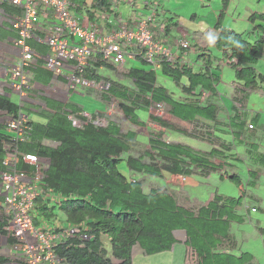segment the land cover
<instances>
[{
  "label": "trees",
  "instance_id": "obj_1",
  "mask_svg": "<svg viewBox=\"0 0 264 264\" xmlns=\"http://www.w3.org/2000/svg\"><path fill=\"white\" fill-rule=\"evenodd\" d=\"M109 1L93 0L91 6L94 9H87L86 17L91 20L95 9L108 11L112 5L115 6ZM125 2L130 7L135 6V0ZM221 3L223 9L219 11L214 25L212 49L201 39L194 44L187 42L186 49L179 44L183 38L166 40L177 22L162 19L161 25L154 29V36L178 53L172 60L162 61L154 70L138 55L124 69L97 59L82 73L86 80L99 83L104 78L97 73V68L106 67L115 74L121 72L122 76L130 79L131 85L105 80L109 86L106 90H99V95L104 97L105 92L113 97L121 113L138 126L140 119L136 111L160 104L162 113L190 123L189 133L206 139L209 149L199 150L172 142L163 131L151 130L146 138H142L135 130L122 129L113 120H107L103 126L95 125L92 121L102 118V115L88 112L91 120L86 121L80 115L85 110L79 105L66 110V105L62 104L51 113L39 109L38 113L45 115L44 122L32 121L23 114L30 131L18 147L25 153L48 161L42 180L43 193L34 200L32 223L40 227L43 222H49L47 229L56 231L68 227L73 229L72 234L61 238L53 247L59 260L57 264H133L134 246L137 245L145 255L170 251L176 242L173 233L177 230L185 232L184 245L192 252L189 253L190 264L252 263L253 256L248 251L232 252L237 243L230 228L233 222H243V214L239 210L243 205L244 189L239 176L233 172L228 175L226 168L232 166L228 161L240 159L234 151L236 141L243 142L246 137L251 140L253 134L241 137L245 120L239 119L241 113L235 106H232L233 116L228 117L227 122H221L214 96L219 95L216 85L220 80L219 70L224 65L233 68L235 80L242 83L240 87L232 84L235 93L232 100L242 105L245 93L254 89L258 82H264V74L254 67L264 53V24L260 23L264 22V13L256 11L248 15L247 20L254 26L246 35L223 26L222 18L229 0H221ZM159 4V0H144L141 7L145 13L154 8L155 21L161 13ZM0 9L8 18L18 12L7 5H0ZM136 14L140 13L136 12L132 17ZM117 18L114 14L113 20L105 21V28L116 26L118 23L114 25V21ZM31 39L27 40V44L35 51ZM45 48L46 52H37L38 55L47 54L48 49ZM193 53L194 58L191 57ZM34 66H41V59L36 58ZM47 73L52 76L50 71L47 70ZM158 74L178 87L180 95L175 97L167 87L157 83ZM10 93L13 92L9 89L0 94V111L16 117L22 114L21 109L25 105L20 98L19 103L13 102L8 96ZM69 114L85 120V123L74 126L68 118ZM256 117L255 122L258 120ZM151 119L169 127L160 119ZM250 123L253 128L252 119ZM222 126L231 131L224 130ZM176 130L181 131L180 128ZM224 133L231 140L222 137ZM12 139L4 123L0 122V171L4 169V147H17ZM242 144L247 146L245 156L251 164L264 168V147L261 150L254 141ZM121 162H124L127 174L119 169ZM18 167L31 170V166L21 163ZM212 172H221V176L227 174V178L242 186L241 194L236 198L214 192L205 203L186 207L179 204L177 195L166 187L149 186L151 177L164 178L166 174L207 177ZM257 179L258 171L249 169L246 185L254 186ZM56 208L64 214L65 223H54L59 219ZM5 224L0 211V236L11 247L14 240L7 236L3 228ZM10 260V257L0 254V264Z\"/></svg>",
  "mask_w": 264,
  "mask_h": 264
},
{
  "label": "built area",
  "instance_id": "obj_2",
  "mask_svg": "<svg viewBox=\"0 0 264 264\" xmlns=\"http://www.w3.org/2000/svg\"><path fill=\"white\" fill-rule=\"evenodd\" d=\"M112 3L115 5L116 0H112ZM0 5L18 10L9 17V21L15 34L13 44L19 50V58L15 65L7 69L5 85L20 100L26 98L31 89L28 72L36 58L41 59V66L50 71L54 79L62 76L69 90L85 87L106 90L109 86L107 81L96 83L82 77L84 70L97 59L123 68L126 60L135 59L138 55L157 70L162 61L172 60L178 54L155 38L154 8L138 16L136 14L132 20H120L116 26L104 29L98 24L96 16L90 20L86 15L75 13L71 0H0ZM42 23L44 25L41 26ZM31 38L44 44L48 53L38 55L27 44ZM179 44L182 49L188 45L183 40ZM155 107L161 109L160 104ZM80 115L86 121L91 120L86 111ZM68 118L74 126L85 123L74 114H69ZM92 122L98 126L104 125L103 118ZM4 125L17 147H4V169L0 171V211L6 220L3 228L7 236L13 238L11 248L24 264H57L59 260L53 247L61 238L72 234L73 229L68 227L56 231L32 223L34 200L43 193L42 180L48 162L18 147V143L24 142L25 135L30 131L26 116L19 114L7 118ZM19 163L31 166V170L19 168ZM49 197L57 199L54 195Z\"/></svg>",
  "mask_w": 264,
  "mask_h": 264
},
{
  "label": "rangeland",
  "instance_id": "obj_3",
  "mask_svg": "<svg viewBox=\"0 0 264 264\" xmlns=\"http://www.w3.org/2000/svg\"><path fill=\"white\" fill-rule=\"evenodd\" d=\"M159 2L162 10H168L177 16V24L171 28V35L174 36L175 39L183 38L184 41L191 44H194L195 41L201 39L200 41H203L204 43L206 42V44L212 49L211 42L214 35V25L219 11L223 9L221 0H159ZM119 11L122 13L123 17L127 15L123 5L120 6ZM256 11L264 13V0H229L223 14L222 24L236 32L245 33L247 35L249 30L254 26L253 23L247 20V17L251 12ZM130 13L132 12L129 11L128 14ZM2 16L5 18L4 13L0 9V37L5 30L4 28L7 26V21L3 22ZM110 19L113 20V16H111ZM102 22L104 23V20ZM258 22L259 21H255V23ZM260 23L264 24V22ZM0 53H2L1 50ZM191 57L194 58V53ZM2 61L0 58V64ZM130 65L131 61L126 60L123 69ZM254 67L257 71L264 74V53ZM96 70L98 74L103 76V81L114 80L122 84L131 85L130 79L122 76L121 72L115 74L114 71L106 67L97 68ZM219 75L220 80L216 85V91L223 98V101L228 103L230 111L232 103L235 101L234 99L232 100L234 95L231 97L233 90L231 84L234 83L240 87L242 86V83L235 80L234 69L227 65H224L219 70ZM157 83L167 87L170 92H173L175 97L180 95L179 91H177L179 88L169 81V79L160 74L157 76ZM80 90H82V93L71 95L72 98L70 99V102L66 104V110H69L73 105H80L89 112L100 111L101 113H98H100L102 118L106 121L113 120L117 122L122 129H133L142 138H146L149 132L163 131V134L169 137L172 142H182L193 148H198L199 150H206V145H209L206 139L194 137L189 133L191 130L190 123L173 119L171 116L159 111V108L152 107L150 109L147 108L146 110H137L136 113L140 119L138 126L134 125L130 119L126 118L121 113L120 109L115 106V99L109 94H105L104 92L103 97V95H99L101 91L97 88H80ZM245 96L246 97L242 102L243 108L240 109L241 114L239 119H244L246 121V125H244L246 128L249 119H252L255 126L260 128V126L264 124V82H258L254 89L245 93ZM215 98L217 99L218 96L215 95L214 99ZM10 99L13 102L19 103V96L15 93H10ZM32 107L34 110H31L32 108L29 105H25L21 109L22 114L26 115L27 118L32 121L44 122L46 119L45 115L38 113L39 109H37V106ZM0 116V122L3 123L6 120V116L3 113H0ZM255 116H258L256 117V119H258L257 122H255ZM219 117H221L222 121L227 119V117L221 113H219ZM151 118L160 119L161 121L166 122L169 127H163ZM176 128H180L181 131H177ZM222 128L226 131L229 129L225 126H222ZM257 131H259L258 128ZM243 134L247 136L249 132L244 129ZM164 135L162 137L166 138ZM255 135L258 134L255 133ZM221 136L226 140H231V137L227 133H224ZM246 139L240 143H244ZM237 143H239V141H236L234 151L237 152L240 159L228 161V164H232V166L226 168L228 175L233 172L239 176L241 185L244 189L243 205L239 210V212L243 214V222H233L231 223L230 228V233H232L237 243L236 248L232 252L238 254L242 251H248L253 256L251 264H264V168L251 164L250 160L246 158L244 154V146L242 147L240 143ZM118 167L124 173L128 172L124 162H121ZM249 169L258 171V179L254 186L246 185ZM221 174V172H212L207 177L199 175L190 177V180L198 183L197 186H192L190 185L191 183L187 184L186 179L183 180L177 177L170 178V176L166 174L164 175V179L167 178L169 182L167 181L166 183L161 177H151L150 180H152V182L149 183V186L158 188H164L166 186V188L177 189L178 194H176L178 202L186 207H197L198 205L205 203L214 192L216 194L237 198L241 194L242 186L227 178V174L223 176H221ZM137 177L139 178L140 175H137ZM55 212L57 214L56 217L59 219L58 221L55 220L54 223H65L64 214L60 212L58 208L55 209ZM173 234L176 241L185 240L183 231L177 230L174 231ZM176 243L173 251H165L151 255H145L136 245L132 248V263L185 264L187 262V264H190L189 253H192L191 249L186 247L185 252L179 253L178 251L182 246L184 247V244ZM105 245H108L107 242H105ZM5 249L4 238L0 236V254L7 256L14 255L13 253L10 255V252ZM10 249L12 252V248Z\"/></svg>",
  "mask_w": 264,
  "mask_h": 264
},
{
  "label": "crops",
  "instance_id": "obj_4",
  "mask_svg": "<svg viewBox=\"0 0 264 264\" xmlns=\"http://www.w3.org/2000/svg\"><path fill=\"white\" fill-rule=\"evenodd\" d=\"M143 1L144 0H135V2H134L135 6L130 7V5L128 3H126L124 0H116L115 6L112 5V7H110L108 11H102L99 9H95L94 16H96L97 21L99 23H101V27L106 29L105 24L102 21L103 20H104V22L110 21V17L113 16L114 14L117 15V17H118L114 21V25H116L117 23L120 22V20H122V21L132 20V15L136 12L145 13L144 12L145 9H142V7H141V5L143 4ZM151 1H155V0H151ZM71 2L73 3L72 10L75 11V13L79 14L80 16H84L86 14L85 11H87V9H90L92 7L91 5L93 4V0H71ZM109 2L112 3V0ZM121 5H123L125 11L127 12V15L125 17H123L122 13H120V11H119ZM159 7H160L161 13L155 19V28H158V26L161 25L162 19H165V20L170 19V21H172V22L173 21L177 22L176 14H173L172 12H170L168 10H164V9L162 10L160 5H159ZM92 8L94 9V7H92ZM93 9L90 10V12L93 11ZM129 11L132 13L128 14ZM4 15H5V18H3V16H2V21L3 22L7 21V26L4 28L5 30L3 29L4 32H3L2 36L0 37V50L2 52V53H0V58H1V61L3 60L0 64V69H1V71H0V94H2L3 92L9 91L8 87L5 85V81L7 80V75H6L7 69H8V67L15 65L18 61V58H19V55H18L19 50L13 44V38H14L15 34L11 28V24H10L8 16L5 13H4ZM42 25H44V24L42 23L41 26ZM166 40H175V37L171 35V31L166 36ZM33 42H31V45L33 43V46L37 49L36 50L33 47L35 49L36 53L38 52V53L44 54L43 52H46V48L44 45H42L36 41H33ZM29 79H30V83H31V90H30L29 94L27 95V97L22 100V104L27 105V106L29 105L32 108L31 110H34L32 106H37V109H40V110L43 109L45 112L51 113V112H54V110L56 108L60 107L62 104H64V105L68 104L70 102V99L72 98L71 97L72 94L82 93V90H80V89L79 90L67 89L65 82H64V78L62 76H59V77L54 79L53 76H51L49 73H47V70L43 69L41 66H33L30 68ZM232 84H231V88L233 87ZM233 95H234V92L232 90L231 97ZM8 96L10 98V94H8ZM215 102L219 106V113H221L222 115H225V117L228 118V116L232 113V108L229 111L228 103H225L223 101V98L220 95H218V98L215 99ZM83 110L89 112L88 110H86L84 108H83ZM95 112L98 113L100 111H95ZM0 113L5 114L4 112H1V111H0ZM5 116H6V119L10 118V116L7 114H5ZM218 118L221 122H224V123L226 122V120L222 121L221 117H219V115H218ZM250 120L251 119H249L248 122H250ZM245 125H246V121H245ZM257 128L259 129V131H257ZM244 129H246L245 126H244L243 130ZM252 129H254V130L252 132H250V130H249L248 131L249 134H247V135L253 134V138L251 140L249 138H247L246 141H244V142H246V144L249 142L253 143V141L258 142L259 148L262 150L264 147L263 146L264 145V124H262L260 126V128L254 125V127ZM227 130L231 131L230 129H227ZM255 133L258 135H255ZM244 136L245 135L243 134L241 137H244ZM180 143H182V142H180ZM241 146L243 147L244 144L241 143ZM206 147H207V149H209L208 145H206ZM246 148H247V146L245 145L243 147L244 154L246 153ZM196 149H198V148H196ZM41 160L47 161L45 159H41ZM171 177L179 178V176H177V175H170V178ZM165 179H164V181L167 183L168 180H167V178H165ZM186 180H187V184L191 183L190 185H192V186L198 185L197 182H193L192 180H190V177H186ZM168 189L171 192L178 194L177 189H172V188H168ZM48 224H49V222H43L41 225L42 226L44 225L47 227ZM176 242H178V244H184V241H176ZM4 243L6 246L5 250L10 252V255H12L11 253L14 254L12 256H8V257H10L11 260L8 261L6 264H24L22 262V260L19 259V257L16 255V253H14L13 251L11 252V249H10L11 247H8L6 245L5 238H4ZM175 243L171 247L170 251L174 250L175 245L177 244V243L176 244ZM185 250H186V247L184 245V247L182 246V248H180V250L178 252L182 253V252H185ZM5 256H7V255H5ZM184 256H185V253H184ZM185 264H187V262Z\"/></svg>",
  "mask_w": 264,
  "mask_h": 264
},
{
  "label": "clouds",
  "instance_id": "obj_5",
  "mask_svg": "<svg viewBox=\"0 0 264 264\" xmlns=\"http://www.w3.org/2000/svg\"><path fill=\"white\" fill-rule=\"evenodd\" d=\"M210 36V35H209ZM239 46V45H238ZM235 86H237V85H235ZM233 88V87H232ZM234 95H235V93H234ZM238 95V93H236V96ZM232 106H235L236 107V110L238 109L239 111H240V109H242L243 108V105L241 104V103H239V101H234L233 103H232ZM231 116H233V111H232V113L228 116V117H231ZM105 119H104V124H105ZM4 123V122H3ZM249 125L251 126V123L249 122L248 124H247V128L248 129H252V126L251 127H249ZM178 176V175H177ZM181 177H183V176H179V178L181 179ZM185 179H186V177H184ZM184 236H185V234H184Z\"/></svg>",
  "mask_w": 264,
  "mask_h": 264
},
{
  "label": "water",
  "instance_id": "obj_6",
  "mask_svg": "<svg viewBox=\"0 0 264 264\" xmlns=\"http://www.w3.org/2000/svg\"><path fill=\"white\" fill-rule=\"evenodd\" d=\"M183 234H185V232L183 231Z\"/></svg>",
  "mask_w": 264,
  "mask_h": 264
}]
</instances>
